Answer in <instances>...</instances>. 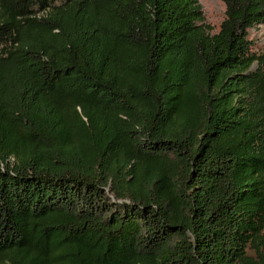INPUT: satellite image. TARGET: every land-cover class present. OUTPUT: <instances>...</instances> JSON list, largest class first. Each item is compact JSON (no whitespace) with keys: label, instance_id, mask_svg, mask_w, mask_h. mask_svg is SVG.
Returning <instances> with one entry per match:
<instances>
[{"label":"trees","instance_id":"obj_1","mask_svg":"<svg viewBox=\"0 0 264 264\" xmlns=\"http://www.w3.org/2000/svg\"><path fill=\"white\" fill-rule=\"evenodd\" d=\"M222 1L0 0V264H264V0Z\"/></svg>","mask_w":264,"mask_h":264},{"label":"rangeland","instance_id":"obj_2","mask_svg":"<svg viewBox=\"0 0 264 264\" xmlns=\"http://www.w3.org/2000/svg\"><path fill=\"white\" fill-rule=\"evenodd\" d=\"M61 3L60 1L57 4ZM203 7L206 21L215 26L218 31L221 21L224 18L225 5L222 0H200ZM250 37L254 41V50H264V24L257 26L250 31Z\"/></svg>","mask_w":264,"mask_h":264},{"label":"water","instance_id":"obj_3","mask_svg":"<svg viewBox=\"0 0 264 264\" xmlns=\"http://www.w3.org/2000/svg\"><path fill=\"white\" fill-rule=\"evenodd\" d=\"M257 68H258V62H255V63L252 65V67H251L248 71L245 72V74H248L249 72L254 71V70H256Z\"/></svg>","mask_w":264,"mask_h":264}]
</instances>
